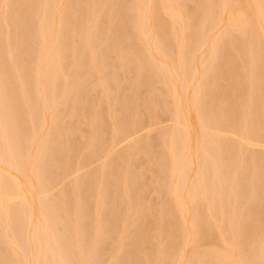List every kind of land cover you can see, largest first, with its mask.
<instances>
[{
  "label": "rangeland",
  "instance_id": "374dc122",
  "mask_svg": "<svg viewBox=\"0 0 264 264\" xmlns=\"http://www.w3.org/2000/svg\"><path fill=\"white\" fill-rule=\"evenodd\" d=\"M228 2L0 0V264H264V0Z\"/></svg>",
  "mask_w": 264,
  "mask_h": 264
},
{
  "label": "bare ground",
  "instance_id": "6f19581e",
  "mask_svg": "<svg viewBox=\"0 0 264 264\" xmlns=\"http://www.w3.org/2000/svg\"><path fill=\"white\" fill-rule=\"evenodd\" d=\"M236 1H238L239 3L241 2L242 4H245V3H247L248 0H231V4L229 3V2H230V0H229V2H228L229 5H228V6L231 7V6L234 4V2H235V3H238V2H236ZM232 2H233V4H232ZM228 3H227V4H228ZM241 3H240V4H241ZM260 3H262V0H254V5H258V4H260ZM227 4H226V6H227ZM235 6H236V9H237L238 6H237V5H235ZM240 6H241V5H240ZM66 7H67V6H66ZM232 7H233V6H232ZM232 7H231V8H232ZM70 8H71V7H70ZM233 8H234V7H233ZM233 8H232V9H233ZM227 9H228V8H227ZM229 9H230V8H229ZM229 9H228V10H229ZM60 10H61V9H60ZM67 10H69L68 7H67ZM230 11H231V10H230ZM230 11L228 12V15H229ZM233 11H234V10H233ZM233 11H232V12H233ZM232 12H231V13H232ZM238 12H239V10H237V13H238ZM119 13H120V12H119ZM233 13H234V12H233ZM65 14H66V13H65ZM235 14H236V13H235ZM239 14H240V13H239ZM242 15H243V14H242ZM232 16H233V14H232ZM66 17H67V15H66ZM226 17H227V16H226ZM244 17H245V16H244ZM121 18H123V17L120 16V19H119L120 21H121ZM230 19L232 20L231 17H230ZM230 19H229V21H228L227 19H225V20H227L226 22H229V26H230V23H231V22H230V21H231ZM236 19H237V18H234V20L232 21V24H231V25L233 26V28H235V27H237V26L239 27V25L237 24V23H238L237 20L240 19V18H238L237 20H236ZM122 20L125 22L124 19H122ZM126 21H127V20H126ZM121 22H122V21H121ZM233 22H234V25H233ZM244 22H245V20H244ZM240 23H243V21H241ZM246 24H247V23H246ZM224 25H225V23H224ZM227 25H228V24H227ZM248 25H249V24H248ZM71 26H72V25H71ZM71 26H70V27H71ZM229 26H228V27H229ZM57 27H58V26H57ZM63 27H64V24H63ZM70 27H69V29H70ZM226 27H227V26H226ZM228 27H227V28H228ZM242 27H243V26H242V24H241V27H240V28H241V31H243ZM240 28H239V29H240ZM243 28H244V27H243ZM245 28H247V27H245ZM58 29H59V28H58ZM65 29L67 30V26L65 27ZM65 29H64V30H65ZM69 29H68V30H69ZM225 29H226V28H225ZM15 30H16V29H15ZM68 30H67V33H69ZM229 30H232V29H229ZM237 30H238V29H237ZM245 30H246V29H245ZM62 31H63V29H62ZM116 31H117V30H116ZM233 31H236V28H235V30H233ZM14 32H15V31H14ZM118 32H119V30H118ZM120 32H121V31H120ZM252 32H253V31H252ZM18 33H19V32H18ZM59 33H60V32H59ZM67 33H66V31H65L64 35H65V34L67 35ZM242 33H243V32H242ZM245 33H246V32H245ZM247 33H248V32H247ZM60 34H61V37L63 38V40H66V39L64 38V36H63V33L61 32ZM18 35H19V34H18ZM68 35H69V34H68ZM241 35H242V34H241ZM241 35H240V38H241ZM245 35H246V34H245ZM18 38H21V37L18 36ZM21 39H22V41H23V38H21ZM26 39H27V37H26ZM67 39H68V38H67ZM15 42H16V41H15ZM25 42H26V41H25ZM23 43H24V42H22V44H23ZM27 43H28V41H27ZM29 43H30V42H29ZM29 43H28V46L31 45V44H29ZM5 45H6V44H5ZM5 45H4V47H6ZM16 46H17V45H16ZM16 46H15V47H16ZM28 46H26V47H28ZM18 47H19V44H18ZM239 48H240V47H239ZM241 48H242V47H241ZM1 49H2V48H1ZM17 49H18V48H17ZM17 49H15V50H17ZM20 49H21V47H20ZM21 50H22V49H21ZM5 52H6V51H5ZM244 52H245V51H244ZM2 53H3V50H2ZM18 53H19V52H18ZM37 53H38V52H37ZM226 53H227V51H226ZM66 54H67V53H66ZM241 55H243V53H242ZM64 57H65V56H64ZM226 57H227V56H226ZM228 57H230V56H228ZM1 58H2V57H1ZM40 59H41V58H40ZM0 66H1V65H0ZM1 69H3V68H1ZM234 69L236 70V68H234ZM24 70H25V69H24ZM229 72H230V71H229ZM229 72H228V73H229ZM233 72H234V71H233ZM233 72H232L231 75L227 73V74H228V78H229V76H230V77H231V76L233 77V75H234ZM220 73H221V72H220ZM234 73H235V72H234ZM225 74H226V72H225ZM225 78H227L226 75H225ZM2 81H3V80H2ZM233 88H234V87H233ZM234 89H235V88H234ZM37 90H38V89H37ZM37 90H36V92H35V90H34V93H35L34 95L40 94L39 92H37ZM40 90H41V89H39L38 91H40ZM217 94H218V93H217ZM226 94H228V93H225V95H226ZM223 95H224V94H223ZM18 96H19V95H18ZM231 96H233V95H231ZM10 97H11V96H10ZM15 97H16V96H15ZM221 97H222V96H221ZM226 97H228V96L226 95ZM234 97H235V96H234ZM234 97L232 98V100H234ZM12 98H13V96H12ZM12 98H11V99H12ZM68 98H69V96L67 97V100H68ZM13 99H14V98H13ZM15 99H16V98H15ZM223 99H224V100H222V102L225 101V96H224ZM16 100H17V99H16ZM69 100H70V99H69ZM228 100H229V99H227V103L224 105V106L226 107V110H228L227 108H229V106H228L227 104H228V102H230V101H228ZM11 102H12V100H11ZM224 103H225V102H223L222 104H224ZM230 103H231V102H230ZM231 104H232V103H231ZM11 105H12V104H11ZM226 105H227V106H226ZM231 106L234 107L233 104H232ZM231 106H230V108H231V112H232V115L234 116V112H235L236 110L233 112L232 109L236 108V106H235L234 108H232ZM222 107H223V106H222ZM1 109H2V108H1ZM3 110H4V111L7 110L6 107H4ZM3 110H1V112H2ZM226 110H225V111H226ZM8 111L10 112V108L8 109ZM8 111H7V113H9ZM229 111H230V110H229ZM4 114H6V113L4 112ZM224 114L226 115V114H227V111H226ZM6 115H8V114H6ZM6 115H4V118H6V120H7V116H6ZM13 115H14V113L12 114V117H13ZM227 116H228V115H227ZM17 117H18V116H17ZM127 119H128V118H127ZM127 119H126V121H127ZM124 120H125V119H124ZM129 120H130V118H129ZM11 121H12V120H11ZM2 122H3V121H2ZM1 125H2V123H1ZM7 125H8V123H7ZM18 126H19V125H18ZM0 127H1V126H0ZM3 127H4V126L2 125V128H3ZM8 127H9V126H8ZM12 127H13V126H12ZM19 128H20L22 131L24 130V129H22L21 127H19ZM4 129H5V128H4ZM15 129H16V128H15ZM1 132H2V131H1ZM19 132H20V131H19ZM58 135H59V133H58V134H55L56 140H54L55 142L53 141V142L55 143V146H56L57 143H60V141H59L58 138H57ZM60 136H61V134H60ZM62 136H63V135H62ZM61 138H62V137H61ZM61 138H60V140H61V142H62V141H63L62 139L64 138V136H63L62 139H61ZM54 139H55V138H54ZM57 141H58V142H57ZM56 142H57V143H56ZM54 143H53V144H54ZM60 144H61V143H60ZM60 144H58V145H60ZM55 146H54L53 148H55ZM58 149H59V148H58ZM56 151H58V150H56ZM52 153H53V152H52ZM49 154H50V153H49ZM49 154H48V155H49ZM52 155H53V154H50V155H49L50 158H51ZM254 155H255V154H254ZM253 157H254V156H253ZM253 157H252V159H251L252 161H254ZM54 158H55V156H54ZM52 159H53V157L51 158V160L47 161V165H46L47 167H48V165L50 166V162H51V164H52ZM257 159H258V158H257ZM47 160H48V158H47ZM54 161H55V160H54ZM54 161H53V163L55 164ZM253 163H254V162H253ZM253 163H252V164H253ZM54 164H52L51 167H53ZM0 165H1V164H0ZM28 165H29V162H27V167H26V169H29V168H28ZM253 165H254V164H253ZM25 166H26V165H25ZM29 166H30V165H29ZM44 166H45V165H44ZM252 167H253V166H252ZM40 168H41V167H40ZM42 171H43V170H42ZM47 172H51V168H50V169L48 168V171H47ZM45 173H46V172H45ZM45 173H44V174H45ZM49 175H50V174H49ZM17 181H18V180H16L15 183H14L15 187H16V182H17ZM18 182H19V181H18ZM21 183H22V182H20V185H22ZM17 185L19 186V183H18ZM18 186H17V187H18ZM22 187H24V186L22 185V186H20V187H18V188H20V191L23 190V193L25 194V193L27 192V188H26V192H25V191H24L25 188H24V189H21ZM31 189H32V188H31ZM33 189H35V188H33ZM33 189H32L31 191H30V188L28 189L27 196H28L29 193H30V196H32L31 193L33 192ZM2 190H3V189H2ZM2 190H1V191H2ZM29 191H30V192H29ZM21 194H22V193L20 192V195H21ZM24 194H23V195H24ZM32 194H33V193H32ZM5 196H6V195H5ZM5 196L2 197V203L4 204L5 201H6V204H5L6 206H5L4 211H6V208L8 207V205H7L8 202H7V200H5ZM24 196L27 197L26 194H25ZM30 196H29V197H30ZM19 197H20V196H19ZM19 197H18V198H19ZM25 197H24V198H25ZM32 197H33V196H32ZM27 199H28V197L26 198V200H27ZM64 199H65V198H64ZM68 199H69V198H68ZM68 199H67V200H68ZM23 200H24V199H23ZM32 200H33V198H32ZM62 200H63V199H62ZM106 200H107V199H106ZM254 200H255V199H254ZM78 201H79V200H78ZM259 201H260V200H259ZM21 202H22V200H21ZM27 202H28V205H27V207H26V203H27ZM27 202L25 201V202H24L25 204L23 203V204L25 205V207H24V205L22 204V210H23V208H24L25 210H27V212L25 211V213H29V215L31 216V215L33 214V212H37V211H36V209L34 210V208H33V212H32V210H31V209H32V207H31V204H32L31 202H32V201H31V200H30V201L27 200ZM29 202H30V203H29ZM33 202H34V201H33ZM61 202H62V201H61ZM66 202H68V201H66ZM257 202H258V201H257ZM0 203H1V202H0ZM34 203H35V202H34ZM36 203H37V202H36ZM64 203H65V202H64ZM249 204H250V202H249ZM252 204H254V203H252ZM0 205H1V206H0L1 209L4 208V205H3V206H2V204H0ZM29 205H30V206H29ZM32 206L35 207V204H32ZM41 206H42V204H41ZM28 207H29V209H28ZM37 207H38V206H37ZM180 207L183 208L181 205H180ZM184 208H185V207H184ZM189 208H190V206H189ZM39 209H40V208H39ZM2 210H3V209H2ZM28 210L31 211V214H30V212H29ZM40 210H41V209H40ZM183 210H186V208L183 209ZM189 210H190V209H189ZM196 211H197V210H196ZM201 211H202V210H200V212H201ZM39 212H43V211H39ZM142 212H143V211H142ZM186 212H187V210H186ZM198 212H199V210H198ZM189 213H190V211H189ZM200 214H201V213H200ZM33 215H34V214H33ZM195 215L197 216L198 214H195ZM189 217H191L190 214H189ZM197 217H198V216H197ZM199 217H201V216L199 215ZM199 217H198V218H199ZM198 221H199V220H198ZM199 223H200V222H199ZM182 224H183V226H184V223H182ZM201 224H202V223H201ZM185 225H186V224H185ZM86 226H87V225H86ZM143 226H144V225H143ZM28 227H29V228H28V230H29V229H30V226H28ZM141 227H142V226H141ZM198 227H199V226H198ZM200 227H201V226H200ZM139 230H140V229H139ZM143 230H144V229H143ZM145 230H147V229H145ZM15 231H16V228H15ZM32 231H33V234H32V232H31L30 235H31V237H32V235H33V237L35 238V236H36V234L34 233L35 231H34L33 229H32ZM27 232H28V231H27ZM27 232H26V241H28V242H26V244H27V243H28V244H29V243L31 244V239L33 240V237L30 239V241H29V239L27 240V237L30 236V235H28ZM144 232H145V231H144ZM40 233H41V232H40ZM34 234H35V235H34ZM38 235H39V233H38ZM43 236H46V235H43ZM39 237H40V236H39ZM41 237H42V235H41ZM49 237H50V238H49ZM49 237H47V238L49 239V241H51V236H49ZM35 239H36V238H35ZM65 239H66V238H65ZM42 240H43V239H42ZM44 241H45V240H44ZM46 241H47V240H46ZM49 241H47V242H49ZM65 241H66V240H65ZM66 242H67V241H66ZM30 244H29V245H30ZM42 246H43V245H42ZM49 246H50V245H49ZM53 246H54V245H53ZM29 247H30V246H29ZM44 247H45V245H44ZM193 247H194V246H193ZM198 247H200V245H199ZM50 248H51V247H50ZM53 248H54V247H53ZM200 248L203 249L202 247H200ZM28 249H29V248H28ZM184 249H185V247H184ZM26 250H27V248H26ZM31 250H32V249H31ZM193 250H194V249H193ZM204 250H205V249H204ZM204 250H203V254L206 253V251H207V250H205V251H204ZM17 251H18V250H17ZM209 251H210V250H209ZM52 252H53V251H52ZM199 252H200V251H199V249H198V255H199ZM210 252L213 254V255H212V256H213V264H214L215 262H216V264H217V261H216V259L218 260L217 256L214 255L213 250L210 251ZM217 252H218V251H217ZM69 253H70V252H69ZM69 253H68V254H69ZM218 253H219V252H218ZM55 254H57V252H56ZM187 254H188V253H187ZM194 254H195V253H194ZM196 254H197V252H196ZM196 254H195V256H196L197 258L201 255V253H200L199 256H197ZM215 254H216V251H215ZM32 255H33V254H32ZM32 255H29L28 257L31 256L30 259H32ZM66 255H67V254H66ZM129 255H130V253H129ZM191 255H192V257H191V259H190V256H191ZM191 255H189V257H188V258L190 259L189 261L191 262L190 264H193V263L196 264V261L193 260V254H191ZM205 255H206V254H205ZM205 255H202V259H203V257H204ZM220 255H221V252H220ZM226 255H227V254H226ZM25 256H26V255H25ZM52 256L56 257L57 255L55 256V255H54V252H53ZM206 256H208L207 259L210 260L211 254L208 253V255H206ZM206 256H205V258H206ZM227 256H229V255H227ZM22 257L24 258V256H22ZM218 257H220V256H218ZM230 257H231V256H230ZM25 258L27 259V257H25ZM25 258H24V259H25ZM197 258H195V260H196ZM200 258H201V257H199V261H200ZM28 259H29V258H28ZM202 259H201V260H202ZM228 259H230V258H228ZM228 259H227V260H228ZM192 260H193V261H192ZM208 260H207V261H208ZM211 260H212V259H211ZM214 260H215V261H214ZM221 260H223V261L225 260V258L222 259V255H221L220 260H218V262H220ZM227 260H225V262H227ZM30 261H31V260H30ZM54 261H55V260H54ZM202 261H203V260H202ZM233 261H234V259H233ZM237 261H238V260H237ZM204 262H205V264H207L205 260H204ZM209 262H211V261H209ZM18 263H19V262H18ZM56 263L58 264V262H56ZM186 263H187V262H186ZM202 263H203V262H201V264H202ZM237 263L239 264V261H238ZM237 263H236V264H237ZM19 264H21V261H20ZM26 264H27V263H26ZM30 264H31V263H30ZM209 264H210V263H209ZM211 264H212V262H211ZM222 264H223V263H222ZM230 264H232V261L230 262Z\"/></svg>",
  "mask_w": 264,
  "mask_h": 264
}]
</instances>
